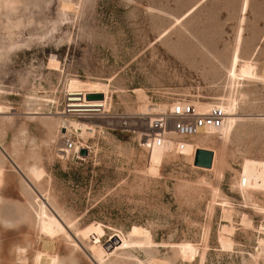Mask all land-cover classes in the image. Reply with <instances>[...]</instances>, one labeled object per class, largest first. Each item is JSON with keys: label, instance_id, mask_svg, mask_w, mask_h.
I'll return each mask as SVG.
<instances>
[{"label": "rangeland", "instance_id": "374dc122", "mask_svg": "<svg viewBox=\"0 0 264 264\" xmlns=\"http://www.w3.org/2000/svg\"><path fill=\"white\" fill-rule=\"evenodd\" d=\"M243 1L34 0L39 26L19 41L29 46L0 44V264H34L37 254L40 264H98L88 246L112 254L119 235L128 245L102 264H264V190L243 197L237 186L243 160L264 162V86L244 84L243 100L223 111L232 118L225 136L208 130L190 140L194 154L213 152L211 169L194 167L184 150L138 144L158 117L140 112L145 103L223 110ZM244 18L240 56L261 73L264 0H248ZM55 21L56 32L41 39ZM68 97L79 111L100 113L69 114ZM62 125L77 135L61 138ZM65 140L87 156H60ZM31 166L44 171L41 181L31 180ZM37 198L64 228L48 246ZM222 228L232 249L219 246ZM182 244L197 249L192 259L179 253Z\"/></svg>", "mask_w": 264, "mask_h": 264}, {"label": "bare ground", "instance_id": "6f19581e", "mask_svg": "<svg viewBox=\"0 0 264 264\" xmlns=\"http://www.w3.org/2000/svg\"><path fill=\"white\" fill-rule=\"evenodd\" d=\"M65 7L67 8L69 6L65 5ZM247 9H248V0H244L242 6L240 8L241 18L239 20V26L236 30L234 48L231 52V55L229 57L228 63L226 65L225 73H224L225 74V93H226V95H225V98L223 100V104L221 106L223 108V110L221 108L220 109L222 111L227 112V113H231L233 111V107H234L235 103L237 102V100H243V98L245 97V95H243L241 93V90H242L244 84H253V85L264 86V70L260 73V71L258 70L255 63H252L249 60L243 59L240 56V45L242 42V34H243L242 25L245 21L244 15H245ZM50 65L56 67V62L51 60ZM80 97L81 96H78L79 99H80ZM88 101H94V100H88ZM183 103H187V102H183ZM73 104L74 103L72 102V105L68 106V107H73ZM173 105L171 106V108L173 107ZM73 108H74L72 110L73 112H76V111L77 112H83V113H85L84 115L88 116V117L97 115L94 113H100V112L79 111L78 110L79 108H76V107H73ZM171 108H170V110H171ZM140 112L143 113L144 115H148L147 117H150V116H158L159 117V115L167 113V111L165 109L161 108V106L151 105L149 103L148 104L145 103L144 105H142V107L140 108ZM225 117H226V115H225ZM79 118H81V117H79ZM153 120H150L148 118V123L149 122L151 123ZM231 121H232V118H225L222 126L220 128H217L221 132L222 136H225L228 133ZM72 122H75V121H72ZM76 127H78V124H75V128ZM61 128L63 130V132H61V138L68 137L71 134L77 135V133H78V131L76 132L68 126L66 127V126L62 125ZM101 128L102 127H99V129H101ZM217 129H208V130H217ZM208 130H206V132H204L198 136L199 137L205 136L207 134ZM198 136H196V137H198ZM191 142L192 141L182 142V145H183L182 147L175 145L174 142L173 141L171 142L170 140H165L164 144L159 145V146L156 144L153 146L150 145V147H146L144 144H142V145H143V147H145L150 152L154 148H158V149L162 150V152L165 153L166 155H170V154L181 155L182 151L184 150L185 155L191 156V158H193V156H195V154H194L195 147L189 144ZM62 147H63V143L61 144V148L58 151L59 153H62V155H60V156H64V155L68 154L70 151V150L62 148ZM81 149H84V148L82 146H80V149H79V147L74 144L73 149L70 152H77L78 150H79L78 152H80ZM77 153H76V155H78ZM213 158H214V154H213ZM193 160H194V158H193ZM192 164H193V162H192ZM212 164H213V162H212ZM197 168H200V167H197ZM201 169H205V168H201ZM28 173H29L31 180L34 183L41 181L43 179V176H44V171L42 169L36 167V166H31L29 168ZM237 186H238L239 191L243 195V197H245V193H247V192L264 190V162L251 160V159L243 160V163L241 164V171L239 173V180L237 182ZM37 200L39 202V214L37 215V229H38L39 234L43 235L48 240V242H46V243L44 242L46 244V246H48L49 243H51L53 241V238H55L57 235H59L60 233L63 232L64 228L62 227L63 225L58 221V219H56V217L54 215H52L50 213L48 214L46 212V207L40 201V198L39 199L37 198ZM241 223H242V225L244 224L247 226L250 224V222L246 221L245 219H242ZM262 228H264V224L262 225ZM227 229L228 228H226V229L222 228V232L220 233V235L218 237L219 246L224 250L230 249L231 244H232L231 238L224 234V233L228 234V232L230 234L231 231L227 230ZM50 245H51L50 247L52 249L53 245L52 244H50ZM127 245H128V243L119 235V241L116 245L118 247L116 248V250H114L112 252V254H107V251L104 250L102 244H90L88 246V248H89V251L91 253V256L94 259H96L100 264H102V262L105 258H109V256L115 254L118 249H123ZM178 250H179V253L183 257H186L187 260L192 259V257L197 252V249L195 247L190 246V245H183V244L179 246ZM262 250L264 251L263 248L261 249V251ZM25 260L26 259L24 256V251L19 250L18 256H17V261L18 262L21 261V262L25 263ZM33 262H34V264H40V255L39 254L34 256ZM18 264H21V263H18ZM149 264H166V263L161 262V261H156L153 259V260H150Z\"/></svg>", "mask_w": 264, "mask_h": 264}, {"label": "built area", "instance_id": "2783aa9c", "mask_svg": "<svg viewBox=\"0 0 264 264\" xmlns=\"http://www.w3.org/2000/svg\"><path fill=\"white\" fill-rule=\"evenodd\" d=\"M67 99V113H77V111H72L73 107H68L72 105V102L70 101L71 98L68 97ZM173 104L171 110L148 123L147 129L140 135L139 145L144 144L146 147H150V145L156 144L159 146L163 145L165 140H170L175 145L182 147V142L190 141L208 129L220 128L224 123L225 114L216 106L206 113H199L190 103ZM118 119L122 130L130 132L131 126L128 120L123 117ZM64 147L71 151L73 144L69 140H65ZM140 147L143 146L140 145Z\"/></svg>", "mask_w": 264, "mask_h": 264}, {"label": "clouds", "instance_id": "9594fccd", "mask_svg": "<svg viewBox=\"0 0 264 264\" xmlns=\"http://www.w3.org/2000/svg\"><path fill=\"white\" fill-rule=\"evenodd\" d=\"M35 8L34 0H0V44H7L6 51H18L29 46L27 41H19L29 28L39 26L35 19ZM58 24L60 21L52 22L49 32L41 39H46L56 32ZM34 38L29 36L28 40Z\"/></svg>", "mask_w": 264, "mask_h": 264}, {"label": "water", "instance_id": "95a60500", "mask_svg": "<svg viewBox=\"0 0 264 264\" xmlns=\"http://www.w3.org/2000/svg\"><path fill=\"white\" fill-rule=\"evenodd\" d=\"M88 100H102L104 96L102 94H88L86 96ZM80 156H87V151L85 149H81L79 152ZM213 162V152L205 149L196 150L193 165L195 167L210 169L212 167Z\"/></svg>", "mask_w": 264, "mask_h": 264}]
</instances>
